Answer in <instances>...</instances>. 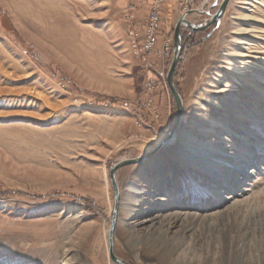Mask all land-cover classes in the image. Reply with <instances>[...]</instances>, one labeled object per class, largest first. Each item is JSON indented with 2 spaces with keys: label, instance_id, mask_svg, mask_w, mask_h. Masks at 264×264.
<instances>
[{
  "label": "rangeland",
  "instance_id": "1",
  "mask_svg": "<svg viewBox=\"0 0 264 264\" xmlns=\"http://www.w3.org/2000/svg\"><path fill=\"white\" fill-rule=\"evenodd\" d=\"M214 2L164 0L156 49L135 54L145 0H0V264H115L111 167L170 132L177 24L208 21ZM181 31L177 141L232 167L214 163L212 174L178 142L153 164L120 167L118 205L133 184L148 191L133 215L148 214H119L115 254L129 264H264V0H229L219 23Z\"/></svg>",
  "mask_w": 264,
  "mask_h": 264
},
{
  "label": "water",
  "instance_id": "2",
  "mask_svg": "<svg viewBox=\"0 0 264 264\" xmlns=\"http://www.w3.org/2000/svg\"><path fill=\"white\" fill-rule=\"evenodd\" d=\"M229 0H215L214 4L207 10H205V13L210 15V19L206 22L203 23H194L190 20L187 19L186 15H184L182 17V19L179 21V23L177 24L176 30H175V44H174V56H173V61H172V65L168 71L167 74V80H168V84L170 86V90L171 93L175 99V102L177 104V114H176V118L174 120L173 126L170 130V132L168 133V135L151 151L140 155L138 157L135 158H130V159H123L121 161H119L118 163L114 164L111 167V182L112 185L115 189L116 192V206H115V213H117V209H118V198H119V185L117 182V176H116V171L125 165L128 164H135V163H139L142 162L144 160H147L151 157H153L155 154H157L163 147H165L166 145H168L170 142H172V140L174 139L178 129L180 128L181 122H182V118H183V114H184V100L183 97L179 91V89L176 86V83L174 81V72L176 69V66L178 65L179 61L182 59L183 57V50H184V41H183V34L181 31V28L183 25H187V27H190L193 30H199V29H204L206 27H209L215 23H219L222 18L223 15L225 13V10L227 8ZM214 7H218V11L215 13H212V9ZM199 12L200 10H190L188 12V14L190 12ZM115 225H116V217L113 218L111 227H110V232H109V240H110V257L112 259V261L115 264H129L127 262H125L123 259L119 258L114 251V230H115Z\"/></svg>",
  "mask_w": 264,
  "mask_h": 264
},
{
  "label": "bare ground",
  "instance_id": "3",
  "mask_svg": "<svg viewBox=\"0 0 264 264\" xmlns=\"http://www.w3.org/2000/svg\"><path fill=\"white\" fill-rule=\"evenodd\" d=\"M134 35H135V33H134ZM134 48H135V41H134ZM185 134H187V133H185ZM188 135V134H187ZM187 138L188 139H190L191 138V136L190 135H188L187 136ZM178 140V135H177V133H176V135H175V137H174V139L172 140V142H170L169 144H174V143H176V142H178L177 141ZM168 144V145H169ZM178 147H179V150L181 151V152H183L184 153V155H185V157L187 158V159H192L193 160V163L195 162V163H198L199 161H201V163L203 164V165H205V166H209L210 168H208V170L212 173V172H215L214 170H213V168H211L212 167V165L214 164V163H217V164H219V165H221V166H226V167H232V164H231V162L230 161H228V160H223L220 156H219V154L220 153H216V154H213L212 152H206V151H204V149L203 148H201L200 147V145L198 144V143H196V144H192V143H190V141H181V142H178ZM206 152V153H205ZM156 155V154H155ZM154 155V156H155ZM153 156V157H154ZM153 157H151V158H149V160L148 161H150V162H152V164L154 163V161L156 160V159H154ZM147 161V160H146ZM200 163V164H201ZM158 164H160V162H158ZM202 166V165H201ZM204 166V167H205ZM243 167V166H242ZM244 167H246V166H244ZM250 168L246 171V170H244V169H239L237 172L239 173V176H240V178H238V180L239 179H243V178H247L248 177V175L250 174ZM247 172H249L248 173V175H246L247 174ZM213 174V173H212ZM215 174H217V173H215ZM251 175V174H250ZM118 182V181H117ZM234 189V188H233ZM120 192V191H119ZM126 192H127V196L126 197H122V199H121V201H120V205H119V208H118V210H117V213H116V225H115V227L117 226V224L119 223V221H120V213L121 212H123V211H125V207H126V213H127V219H129V218H136L137 219V221L136 222H139L140 223V220L142 219V217L145 215V214H148V212L147 211H144L143 209H142V212H141V216L138 214H136V215H133V207L135 206V204L134 203H136V201H138L137 199L140 197V195H142V194H144V193H147L148 191H140L137 187H135V186H133V184H129V186L126 188ZM149 193H151V192H149ZM121 195V194H120ZM234 196H230V198H233ZM148 206V207H147ZM146 206V209H150V210H155L156 209V206H153V205H147ZM143 213V214H142ZM142 221H145V219L144 220H142ZM114 234H115V230H114ZM113 239H114V237H113ZM115 251V250H114ZM111 258V257H110ZM112 260V259H111Z\"/></svg>",
  "mask_w": 264,
  "mask_h": 264
},
{
  "label": "built area",
  "instance_id": "4",
  "mask_svg": "<svg viewBox=\"0 0 264 264\" xmlns=\"http://www.w3.org/2000/svg\"><path fill=\"white\" fill-rule=\"evenodd\" d=\"M150 5V13L148 16V21L146 24V29L144 31L145 40L140 46L135 40V54H140L144 52L146 54H151L158 45V35L161 30V10L164 0H145ZM195 0H182L184 8L190 9L193 6ZM134 6H132L133 8ZM150 80L147 79L145 85H149Z\"/></svg>",
  "mask_w": 264,
  "mask_h": 264
},
{
  "label": "crops",
  "instance_id": "5",
  "mask_svg": "<svg viewBox=\"0 0 264 264\" xmlns=\"http://www.w3.org/2000/svg\"><path fill=\"white\" fill-rule=\"evenodd\" d=\"M148 7V5H147ZM156 64V63H154ZM153 70L156 71L155 74L158 76V75H163L164 74V69H163V66H161L160 64L158 65H153L152 66Z\"/></svg>",
  "mask_w": 264,
  "mask_h": 264
}]
</instances>
